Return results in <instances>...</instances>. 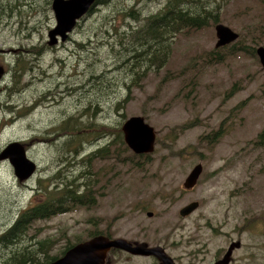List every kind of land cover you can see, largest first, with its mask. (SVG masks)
<instances>
[{
  "label": "rangeland",
  "instance_id": "obj_1",
  "mask_svg": "<svg viewBox=\"0 0 264 264\" xmlns=\"http://www.w3.org/2000/svg\"><path fill=\"white\" fill-rule=\"evenodd\" d=\"M107 1L79 21L65 47L38 53L35 48L48 45L55 25L52 0H0V49L9 51L2 56L15 67L11 77L6 73L0 80V152L7 141L22 140L37 167L19 179L7 160L0 161V213L9 207L16 215L18 207L58 194L66 182L89 171L94 183L89 199L86 192L82 204L61 200L70 211L31 221L30 251L36 257L31 264L60 255L68 241L86 240L95 232L160 245L182 264L210 261L217 249L239 238L230 236L238 235L243 247L234 251L232 264H264V136L259 134L264 67L256 53L264 47V0H217L216 22L177 33L169 39L163 65L136 73L116 68L97 34L113 38L128 25L141 27L166 0ZM216 23L238 35L222 46L224 51L237 40L243 47L220 63H204L205 52L217 41ZM12 49L20 55H11ZM43 50L48 52L40 54ZM130 73L134 81L128 88ZM90 76L87 89L84 78ZM132 115H142L155 129L149 154H134L117 142V130ZM81 124L87 128L81 131ZM256 138L260 142L254 144ZM103 147L105 155L89 156ZM113 150L119 159L112 157ZM197 163L203 167L199 180L185 190L182 182ZM193 200L198 208L181 217L179 209ZM16 248L2 260L13 263L7 258ZM107 263L152 260L116 250Z\"/></svg>",
  "mask_w": 264,
  "mask_h": 264
},
{
  "label": "trees",
  "instance_id": "obj_2",
  "mask_svg": "<svg viewBox=\"0 0 264 264\" xmlns=\"http://www.w3.org/2000/svg\"><path fill=\"white\" fill-rule=\"evenodd\" d=\"M102 3L108 4V1L97 0L96 5ZM216 3L217 0H166L164 6L161 9H159L153 14H150L142 20L143 24L141 25V27H134L128 25L124 31H119V34L113 38H109L103 35L102 33H99L97 34L98 38L96 39L102 41L101 43H106L109 53L112 55L115 63H117L116 68L118 69L136 73V71L140 68L148 69L153 66L159 67L163 65L167 59L170 48L169 39H171L179 32L187 30H197L205 27L210 22H216L218 20L219 6H215ZM130 9H132V7H130ZM132 17L136 20L138 19V14L134 12L132 13ZM86 36V40L89 41L93 38L90 35ZM83 40H85V38H82V42ZM239 43V40L233 42L227 47L228 49L225 51V47H214L210 50H207L203 56L204 63H220L230 56H235L236 54L241 52L243 47L242 45L238 46ZM143 62H146L148 64ZM184 72L185 71H181V73ZM132 73H130V76L126 82L128 88L131 82L134 81ZM92 77L93 76H90L89 78H84V81H86L84 85L87 89L91 87L90 82L92 80ZM17 82L18 80H16L14 84H16ZM230 93H233V89L230 90ZM238 106L241 107L242 103H239ZM8 109L10 110V112H12L11 106ZM20 116L23 115L17 114L16 117ZM1 126L2 124H0V128ZM219 126L221 127L222 124L220 123ZM66 127L67 126L64 125L62 127V131H64ZM86 128L87 124H81V127L78 129L82 131ZM220 130L221 129L215 131L213 135L215 136L219 134ZM116 134V139L120 147H122V144H124L125 147L128 148V146H126V143H124L123 141L122 132L120 130H117ZM259 134H262L264 136V128ZM81 135L82 133L80 134L79 138L81 137ZM71 137L72 136H70V138ZM219 138L220 135L216 137V140H218ZM209 141H211L210 138ZM257 142H260V140L256 138L254 140V144H256ZM106 148L107 147H103L95 153H91L89 156H103L105 155ZM112 153L113 158L119 159V155L115 150H113ZM124 158H127V155L126 157H121L120 161H123ZM129 162H133V159L130 158ZM81 169L83 171L84 168ZM91 178L92 177L89 171H83L79 176L74 177L68 182H66L64 184V189H62L58 194L51 192V195H48L46 199V204L44 207L43 205L38 204L34 206L31 210H29L28 213L24 214L22 216L23 219L17 220L14 228V231L16 232L15 236L20 239L26 236L25 232L28 226L27 220H24V218L28 216L31 217L30 219L32 220L35 218H48L52 217L55 214L70 211L71 208L69 203L65 202L64 204V202H62L61 200H66L70 203L76 202V204H82L86 192L88 194L89 199L90 189L94 185ZM80 179H82V181H79ZM72 185L75 186L73 189L71 188ZM80 185L84 186V190L78 189ZM87 187L89 189H87ZM92 201L88 200V205H90ZM100 234L101 233L98 232L90 233L87 239ZM106 235L111 237V235H109L108 233ZM81 241H84V239H78L73 242L68 241L69 243L67 242L65 248L61 251L60 255L50 256L48 254L42 263H40L39 261H37L36 263L48 264L63 255V253L72 245ZM41 242L42 241H38V244H41ZM31 249L32 247L27 248L25 245H23L21 248H16L13 252H11L10 256L7 259L13 260L15 264H27V261L31 256V260H29L30 262H32L36 257L33 259V253H31L30 251ZM4 263L11 264L8 263L6 259Z\"/></svg>",
  "mask_w": 264,
  "mask_h": 264
},
{
  "label": "water",
  "instance_id": "obj_3",
  "mask_svg": "<svg viewBox=\"0 0 264 264\" xmlns=\"http://www.w3.org/2000/svg\"><path fill=\"white\" fill-rule=\"evenodd\" d=\"M95 3L96 0H53L52 7L56 25L48 31L49 42H55L57 35L64 39L66 31L71 29L74 19L81 15L89 5H95ZM214 28L217 37L215 47L228 44L238 36L230 27L222 23H216ZM256 53L264 67V47H258ZM121 132L124 142L134 153L146 154L153 151L156 132L142 115H132L126 118L121 125ZM5 159L14 168V173L19 179L31 176L36 169L34 163L26 156L23 145L18 141L9 142L1 150L0 160ZM202 169L201 163H197L191 168L182 183L186 190L196 185ZM198 206L199 202L193 200L183 205L178 213L181 217H185L196 210ZM148 215H151V212ZM111 248L121 249L136 255H154L161 264H175L160 246L150 247L146 243L132 244L123 238L109 239L103 236L72 245L63 255L48 264H108L105 262L106 254Z\"/></svg>",
  "mask_w": 264,
  "mask_h": 264
},
{
  "label": "flooded vegetation",
  "instance_id": "obj_4",
  "mask_svg": "<svg viewBox=\"0 0 264 264\" xmlns=\"http://www.w3.org/2000/svg\"><path fill=\"white\" fill-rule=\"evenodd\" d=\"M55 25H56V20H55ZM55 25L52 28H54ZM52 28H50V29H52ZM69 41H70V37H68L64 42H59V43L57 42L55 45L52 46L53 48L52 47H49L50 45H47L45 43H42L40 45V48L39 49H37L38 46L35 48V51L39 53V51H41L43 48L44 49H46V48L55 49V48H57L59 46H64L65 47L66 44ZM25 52H28V51H25ZM45 52H48V50H43L42 52H40V54H43ZM4 53H9V51L8 50H5V49H0V80H1V78L4 79V76L6 75V73L8 74L9 77H11L12 76V72L14 71V68H15V67H9L10 57H8V58L3 57L2 55ZM16 53H17V55H20V52H17L16 49H12V54L11 55H14ZM4 87H6V86H4ZM35 105H36V103L34 104V106ZM33 109L34 108L29 109L28 112H30ZM45 199L46 198L41 199L39 202H36L35 204L30 205V206H27L26 205L24 207H18V212L16 213V215H12V214H10L8 212L9 209H10L9 207H7L8 208L7 209V213H0V217H1V219H0V264H3L5 262V259L2 260L5 257V256L3 257V255L6 254L9 251H12L17 246H20L22 244L21 243L22 239H25L26 238L27 241H26L25 246L27 248H30V246L32 245V242H30V238H31V236L35 238L34 233H29L30 228L32 226H34L31 223V221H33V220H39V219H42V218H35V219H32V220L30 219L31 217H29V216L26 217V218H24V220H27V226L28 227L26 228L27 230L25 232L26 233V236H24V238H22V239H20V238H18V237L15 236V233H16L14 231L15 224H16L17 220L23 219L22 216L24 214L28 213L29 210H31L34 206H36V205L39 204V205H43V207H44L45 204H46V200ZM152 214L153 213L151 212V215ZM38 226H39V228L42 229V225H38ZM234 236H237L239 238L241 237V236H238V235H233V236H230V237H234ZM239 238H236V239L232 238V239H230V242H228L226 248L217 249L215 251V253L213 254L212 259L210 261H208L206 263L204 262L202 264H232L233 263V258H234L233 257L234 251L236 249L240 248L241 246L243 247V244H241V240ZM40 239L42 240L43 238H40ZM36 241L37 240L33 241V243H36ZM127 241L131 242L132 244H138L139 243V242H136V241H133V240H129V239ZM142 243H145V242H142ZM147 246L152 247V246H160V245H150V244L148 245L147 244ZM160 247H162V246H160ZM116 250H121V249L111 248V249H109L107 251L106 260H105L106 263L109 260V256L112 253L116 252ZM121 251L125 252L126 254H128L130 256L150 258L152 260V264H161V262L154 255H136V254H132L130 252L124 251V250H121ZM164 251H165V253L168 256H170L172 258V260H173V262L175 264H182V263H180V261L177 260V257L171 256L165 249H164ZM1 257H3V258H1ZM29 259L31 260V256L29 257ZM29 259L27 261V264H31V262H30ZM11 264H15V262H13Z\"/></svg>",
  "mask_w": 264,
  "mask_h": 264
},
{
  "label": "bare ground",
  "instance_id": "obj_5",
  "mask_svg": "<svg viewBox=\"0 0 264 264\" xmlns=\"http://www.w3.org/2000/svg\"><path fill=\"white\" fill-rule=\"evenodd\" d=\"M52 4H53V0H52ZM95 5L94 4H91V5H89V7L87 8V9H85V11L81 14V15H79V16H77L75 19H74V21H73V25H72V27H71V29L69 30V31H66V33H65V38L64 39H62L61 38V36L60 35H57L56 36V41L55 42H53V43H50L49 41H50V37L48 36V45H50V46H53V45H55L57 42L59 43V42H64L68 37H69V35H70V33H72L73 32V30L75 29V27L77 26V24L79 23V21L81 20V19H83L86 15H87V13L94 7ZM78 9V8H77ZM52 10H53V7H52ZM80 10V9H79ZM81 13V12H80ZM79 14V13H78ZM70 22V21H69ZM72 22V21H71ZM48 35V34H47ZM14 141H18V140H14ZM18 142H20V141H18ZM31 160V159H30ZM1 161V160H0ZM32 161V160H31ZM33 163H34V165H35V168H37L36 167V164H35V162L34 161H32ZM99 236H103V237H107V238H109V239H115V238H113V237H109V236H105V235H96V236H94V237H92V238H95V237H99ZM92 238H89V239H92ZM89 239H86V240H89Z\"/></svg>",
  "mask_w": 264,
  "mask_h": 264
}]
</instances>
